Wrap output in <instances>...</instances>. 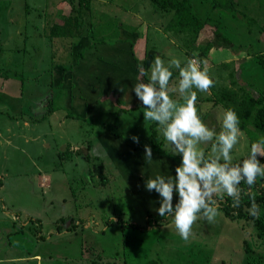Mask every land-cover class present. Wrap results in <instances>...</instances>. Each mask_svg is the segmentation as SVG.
<instances>
[{"label": "rangeland", "instance_id": "374dc122", "mask_svg": "<svg viewBox=\"0 0 264 264\" xmlns=\"http://www.w3.org/2000/svg\"><path fill=\"white\" fill-rule=\"evenodd\" d=\"M79 1L0 0V75L23 82L17 95L0 87V264H137L150 259L162 264H247L245 244L262 252L264 261V238L257 241L253 223L228 220L221 210L212 223L202 216L197 219L188 242L177 233L171 216L147 230L121 229L118 219L142 227L147 215H158L159 195L141 185L157 174L174 175L177 164L157 154L149 162L142 154L145 145L133 143V136L149 142L143 106L118 119L115 126L122 141L117 136L108 139L92 134L114 124L113 108L126 102L141 104L132 91L140 78L133 56L144 70L150 69L156 56L165 64L172 58L182 64L187 58L197 59L214 82L207 93L196 90L198 115L219 132L223 104L234 105L247 93L264 88L259 56L253 55L260 51L264 55V32H256L263 43L247 55L231 47L239 50L237 43L246 37L244 26L237 24L226 27L229 41L213 38L208 27L193 47H184L180 44L185 43L183 37L169 33L172 13L159 12L150 0ZM236 1L238 10L264 19V0ZM193 4L203 16L210 9V3L203 0H193ZM78 7L86 25L93 23L91 38L49 39L51 20L75 13ZM220 11L214 19L224 21L223 17L230 16L231 11ZM93 39L106 42L91 45ZM207 40L212 41V48L207 54L198 53L199 45ZM172 71L168 91L171 98L179 99V74ZM57 83L62 85L60 90ZM51 94L52 106L60 105L54 111L45 104ZM215 100L222 105H214ZM157 129L163 136L158 125ZM98 140H108L119 157H107ZM162 146L171 152L165 140ZM250 146L241 130L231 153L233 163L245 158ZM201 147L210 154V144ZM100 161L103 177L97 171ZM256 182L264 185V178ZM108 220L113 223L106 225ZM19 255L30 261H11Z\"/></svg>", "mask_w": 264, "mask_h": 264}, {"label": "clouds", "instance_id": "9594fccd", "mask_svg": "<svg viewBox=\"0 0 264 264\" xmlns=\"http://www.w3.org/2000/svg\"><path fill=\"white\" fill-rule=\"evenodd\" d=\"M173 69L179 74V99L171 98L168 91ZM140 72L132 91L144 108V121L155 122L171 155L180 157L174 175L157 174L145 181L146 190L159 195V207L155 209L158 215L171 216L185 242L192 236L197 219L202 216L212 223L220 215L216 198L223 200L226 195L232 198L233 207H239L243 193L252 201L250 215L258 217L259 208L251 189L258 177L264 178V163L259 159L264 157V137L251 144L245 158L233 163L231 153L239 142L240 119L232 108L225 109L219 132L202 121L196 106V90L207 93L214 82L197 59L187 58L182 64L180 59L172 58L165 64L156 56L150 69L141 68ZM131 139L139 143V137ZM208 144L210 154L201 147ZM144 149L145 160L152 161L151 147L145 145ZM241 183L247 185V190L240 187Z\"/></svg>", "mask_w": 264, "mask_h": 264}, {"label": "trees", "instance_id": "16d2710c", "mask_svg": "<svg viewBox=\"0 0 264 264\" xmlns=\"http://www.w3.org/2000/svg\"><path fill=\"white\" fill-rule=\"evenodd\" d=\"M206 1L207 3H210V9L206 13L205 16L201 15L198 11L197 8L193 4V0H150V2L155 6V8L162 13H172V18L169 23V33L172 35H179L182 38V40L185 43H180L181 46L184 45V47H190L196 43L197 37H199L200 34L204 31V29H207L208 27H211L212 29L210 30V33H213V38H220L223 40L229 41L230 38L226 37V31H228V28L237 24L238 26H244L243 28L245 29V35L246 37H242V41H239L237 43L238 49L237 50L232 44L231 47L233 51L239 52L246 54L249 53L248 51L251 52V48L255 46H261L263 41L257 38L258 34L256 32H264V19L259 20V17L254 15H249V13L240 11L237 8V3L238 1L236 0H203ZM241 0H239L240 2ZM245 1V0H242ZM82 3V1H79ZM85 2V0H83ZM89 0H87V3ZM86 3V4H87ZM214 8H218L221 13H223L222 10H227L231 11L229 14L230 16L227 18H230L229 21L224 18V21L220 18L217 17V19L213 17L217 13V11H214ZM75 13H69L68 15L65 16H56L51 22L49 23V28H48V38H58V37H86V38H91L92 36V26L93 23L89 22L88 26L84 22L81 12L82 10L78 7L75 10ZM216 17V16H215ZM237 20V21H236ZM259 21V22H258ZM226 24V25H225ZM246 25V26H245ZM253 26L255 27L254 29L251 30ZM253 39L251 42L249 39ZM186 40V41H185ZM245 40H247L245 42ZM106 41L103 39H99V41L92 40L91 45L97 44V43H105ZM183 44V45H182ZM229 44V43H228ZM212 41L207 40L205 44L199 45L200 49L198 53H203L207 54L208 51L212 48ZM260 49V48H259ZM261 50V49H260ZM152 51V50H151ZM150 51V55L155 57V54H153ZM247 51V52H246ZM255 52V51H254ZM250 54V53H249ZM82 56V51L78 54V56ZM257 57L258 62L263 69V75H264V55L263 51H260L258 53H253ZM253 56V57H255ZM256 58V57H255ZM133 59L136 61V70H138V77L139 74L141 76V72L139 69V63L136 57L133 56ZM53 67L55 65V61H53ZM60 67H64L62 65H58ZM52 66L49 67L51 69ZM67 68H71V65H68ZM48 69V68H46ZM63 71H66V67H64ZM1 72V71H0ZM2 75V73H0ZM0 75V76H1ZM5 75V74H4ZM7 76L5 75L4 78ZM21 79V78H20ZM144 82H147L145 77L143 78ZM22 82V79H21ZM23 84V82H22ZM51 85L55 86L54 83ZM58 90L61 89L62 85H58ZM209 97H205V99H208ZM52 99H53V94L50 95L48 102L45 103L47 104V108L49 110H54L55 108H59V106H52ZM204 99V100H205ZM122 100H119L118 103L119 105L121 104ZM220 100H215L213 102L214 105H217L220 103ZM200 103V101H199ZM222 105V102H221ZM142 104H135L130 107L125 106V107H118L113 108L112 112L113 115L116 117L118 114L122 112H126L130 109H136L141 107ZM224 109L232 108L238 115L240 119V130L244 131L246 136L248 137L250 143L252 144L257 138H261L257 136L259 133L262 137H264V88L260 91H258L256 94L254 93H247L246 95L243 96V98L238 101L236 104L231 105V104H223L222 105ZM110 110V109H109ZM68 117H72L73 113L71 111H68L67 113ZM94 118V115H93ZM106 119V118H105ZM108 120V119H107ZM149 130H150V135H149V142L144 143V141H140L139 143L141 145H148L152 149V154H157L159 157H164L172 160L171 162L176 163L177 165L180 163V157L178 156H172L171 152L167 151L165 148H163V141L164 138L161 136L158 132L157 129V124L155 122H150L149 124ZM90 145L88 144V147ZM86 149H89V148ZM78 153V151H76ZM86 156L87 153H86ZM260 160H263V157H259ZM158 162H161L158 160ZM99 166L97 167V171H99V174H102V177L105 175L103 174V169H104V164L103 162L100 161L98 164ZM144 166V165H143ZM158 168V167H157ZM154 172V171H153ZM147 176H150L148 174ZM109 178L106 176L104 177V181L108 182ZM141 186H145L142 184ZM240 187L244 190H247V185L244 183H241ZM251 191L255 193V203L258 205L259 208V215L258 217H253L250 215V208L252 201L251 199L246 196V195H241V204L239 207H233V200L232 198L228 197L225 195L223 200L218 199V206L219 210L222 211L224 216L228 220H241V219H249L254 226L255 229V234L257 241L259 239L264 238V185H260L257 182L255 185L252 187ZM146 197V195H144ZM168 216L165 217H160L159 215H152L149 214L146 216L145 219V225L142 227L138 225V223L131 222V221H126V220H121L118 219V222L120 224L121 229H126V228H132V229H142V230H147V228L151 225H161L166 223ZM251 218V219H250ZM71 223L74 224V222L71 221ZM112 220H108L106 225L112 224ZM60 226V225H59ZM73 226H70L69 228H72ZM263 244V242H262ZM254 247V246H253ZM253 247H248L245 244V248L243 249L245 253V258L247 259V264H264L263 261V253L258 252V250L252 251ZM264 249V248H263ZM128 264V263H126ZM137 264H162L159 262H156L153 259H150L146 262L142 263H137Z\"/></svg>", "mask_w": 264, "mask_h": 264}, {"label": "crops", "instance_id": "0c3cea01", "mask_svg": "<svg viewBox=\"0 0 264 264\" xmlns=\"http://www.w3.org/2000/svg\"><path fill=\"white\" fill-rule=\"evenodd\" d=\"M247 60V59H246ZM92 76V75H91ZM0 82H2V83H0V87L1 88H5V91L6 92H8L9 94H11V95H17V93L19 92H21V91H19L20 90V88H21V86L23 87V84H22V82H20V81H17L15 78H14V82H13V80H12V78H9V77H6V78H4V77H1L0 76ZM13 85H15V87H13ZM8 89V90H7ZM11 89H12V91H11ZM14 91V92H13ZM124 99V98H123ZM130 103L129 102H126V106H128V107H130V106H132V105H129ZM135 105V104H134ZM44 106H46V105H44ZM122 107H125V106H122ZM41 108V109H40ZM43 108V106H39V110H40V112L42 113V114H44L45 112H44V110L42 109ZM116 110V109H115ZM133 110H136V109H130V110H128V111H126V112H122V113H120V114H118V116L116 117L115 116V122H114V124H110L109 126V128L107 129L106 127H105V130L106 131H104L103 133H99V131L101 130V129H103V128H97L98 130L97 131H95V132H93L92 134H94L97 138L99 137V136H105V137H107L108 139H110V135L111 136H114V137H118L121 141H122V139H121V136H120V134H121V132L119 131V129H118V127H116L115 126V124H117V125H119L118 124V122H119V120H121L123 117V115H125L127 112H131V113H133V114H135L134 112H133ZM54 111V110H53ZM134 116V115H133ZM133 116H131L130 117V119H132L133 118ZM142 116V120L144 121V117H143V115H141ZM119 119V120H118ZM145 122V124H146V127H148L149 126V124H148V122L149 121H144ZM134 124V121L133 122H131V124ZM116 127V129H114ZM139 137V136H138ZM127 139H128V137H126ZM139 140L140 141H142L141 140V138L139 137ZM107 141L108 140H106V141H101V140H98V142H99V145H100V147L101 148H103V150L106 152V154H107V157H109L110 159H113L114 158V156L115 157H119V154H117V152H115L114 150H112V148L109 146L110 144H108L107 143ZM124 141H126L125 139H124ZM129 141V140H128ZM116 142L118 143V140H116ZM134 143V142H133ZM145 143V142H144ZM114 144H116V143H114ZM134 144H136V145H139V147L141 146L140 145V143H134ZM109 151V152H108ZM104 152V153H105ZM142 154H145V153H142ZM131 159H133V157L131 158ZM117 161L119 162L120 161V159H117ZM102 162V161H101ZM115 166H116V164H115ZM33 258H34V260H37V259H39V255L38 254H34L33 255ZM27 259H25V257H21L20 255H19V257H13L12 258V260L11 261H26ZM27 261H30V260H27Z\"/></svg>", "mask_w": 264, "mask_h": 264}]
</instances>
